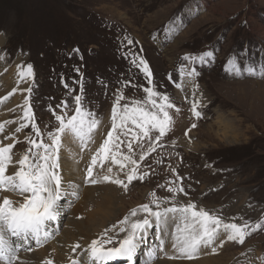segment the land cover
<instances>
[{"label":"rangeland","instance_id":"rangeland-1","mask_svg":"<svg viewBox=\"0 0 264 264\" xmlns=\"http://www.w3.org/2000/svg\"><path fill=\"white\" fill-rule=\"evenodd\" d=\"M125 35L132 38V45H121ZM0 42V124L5 129L10 123H18L19 127L21 123L28 124L21 137L12 142L13 159L31 147L26 137L38 139L24 119L25 99L30 98L34 122L47 142V132L55 131L57 124L51 109L60 114L63 109L56 106L64 100L71 107L72 96L80 91L77 81L81 76L84 107L99 121L90 134L92 139L85 140L80 148L81 155L91 148L94 155L111 130V109L121 90L120 81H130L122 88L126 100L121 104L146 100L144 89L153 86L175 104V108L168 109L173 124L160 140H155L158 132L152 130L151 139L142 137L133 142L131 155L137 160L138 175L145 178L134 180L127 189L110 181L101 182V178L111 167L110 175L127 182L125 173L130 165L120 171V165L110 159L103 167L98 164L93 176L100 182L95 184L88 182V167L83 164L81 174L70 181L64 180L65 169L60 168L62 191L69 188L78 195L64 194L59 220L47 226L50 238L40 245L35 241L26 243L19 250L17 264L30 263L29 255L34 253L52 264H90L85 250L91 241L99 240L105 229L114 241L122 239L125 233L119 231L120 222L132 209L149 204L156 210L151 203L153 192L164 207L193 202L225 223L247 221L252 225L264 221V78L226 71V61L234 55L245 64L264 62V0H0ZM77 48L80 55L73 52ZM213 49L215 60L211 64L183 60L187 55ZM126 52L139 53L147 60L152 83L125 58ZM29 64L33 66L34 79L21 76ZM74 67H79L80 73L73 71ZM191 68L200 75H188ZM89 75L92 79L87 84ZM98 80H104L107 88ZM29 87L31 93L26 91ZM194 101L200 105L199 118L192 111ZM128 130L139 132L134 125ZM118 132L119 150L129 154L122 141L132 137H125L122 130ZM219 132L225 135L223 139L215 137ZM187 138L202 148L186 147L181 141ZM65 146L66 143L59 156L65 155ZM61 161L62 158L60 166ZM176 186L185 191H168ZM8 194L14 201L23 200ZM144 215L138 213L139 217ZM96 216L106 217L102 227L91 221ZM73 220L81 222L79 229L73 228ZM168 231L173 232L174 227ZM249 231L251 235L243 244L225 241L222 247L213 245L215 252L211 247L201 248L192 260L169 259L172 250L166 244L154 264L164 260L205 264L201 261L215 262L221 255L225 264H264V227ZM74 232L81 235L75 236ZM158 235L163 234L156 226L148 231L139 246L136 264H145L148 253L158 247ZM62 252L67 262L62 260Z\"/></svg>","mask_w":264,"mask_h":264},{"label":"snow or ice","instance_id":"snow-or-ice-1","mask_svg":"<svg viewBox=\"0 0 264 264\" xmlns=\"http://www.w3.org/2000/svg\"><path fill=\"white\" fill-rule=\"evenodd\" d=\"M247 25V21L244 22ZM132 45L134 41L131 37L125 35L121 40V45ZM73 52L80 55V50L73 49ZM125 58L130 59L131 63L136 65L152 83V71L147 60L135 52L124 53ZM83 59L82 56H80ZM184 61L199 62L202 65L211 64L215 60V50H208L196 56L187 55ZM73 71L80 73L79 67H74ZM184 69L181 68V72ZM226 71L236 75L247 74L264 78V62H249L245 64L238 55L230 56L226 61ZM188 75L192 77L199 76L200 73L191 68ZM22 77L34 79L33 66H26V72H21ZM80 84L78 94L72 96L71 107L67 100L61 101L56 108L63 111L57 114L56 109H51L57 124L55 131L47 132V142L42 138L41 128L34 122L35 114L32 109L30 98L24 101V119L28 121L35 130L38 139L34 140L30 136L26 137L31 145L18 160L13 159L14 143L5 144L0 140V264H17L19 260V250L24 248L26 243L35 241L40 245L46 241L52 233L47 231L49 222L58 221L60 218V201L66 192L71 195H78L77 192L63 187V178L60 174L59 153L62 144L71 140L73 137L83 143L85 140H91L90 135L98 126L99 121L94 118L90 109L84 107V88L83 77L77 81ZM97 83L107 88L104 80H98ZM121 90L117 91L111 109V130L107 133L100 146L96 149L91 158V164L87 168V179L89 183H99L100 180L93 176V169L98 164L103 167L104 162L111 160L114 164L120 165V171H123L126 165H130L125 173V179L113 177L112 168L108 167L107 173L102 176L103 181H110L118 184L125 189L134 180H142L145 177L138 175L136 167L137 160L131 155L133 142L142 137L149 138V133L156 130L158 135L155 140H160L173 124V118L168 109L175 108L171 98L156 87L145 88V99H133L131 103L125 101L122 88L126 87L130 81H120ZM65 88H69L64 83ZM198 88V85H196ZM28 93L32 88L26 89ZM72 90L69 91L71 95ZM200 105L193 102V114L199 118L201 113L197 110ZM178 110V109H177ZM68 111L72 114L68 115ZM134 125L139 132L129 133V126ZM28 124L21 123L15 131H22ZM4 124H0V132L4 131ZM192 127H196L195 124ZM127 137L129 134L132 140L122 141L127 144L129 154L122 153L120 144L121 135ZM190 131V130H189ZM84 146H87L86 144ZM143 154L140 159H143ZM18 165V169L11 174H6L9 166ZM171 192H184V188L176 186L169 188ZM4 192H10L23 197L22 201H14ZM186 194V193H185ZM156 210H153L149 204H143L139 208L132 209L128 216L120 222L119 231L125 233L122 239L114 241L113 237L107 236L108 230L105 229L103 236L99 240H92L85 250L89 257L90 264H111V262L124 260L127 264H136V256L140 244L143 242L148 231L156 226L160 229L158 235L159 245L148 253L145 264H154L158 259L159 251L167 244L172 250L169 259H195L201 248L211 247L213 252L216 247L223 246L225 241H234L243 244L251 230H257L264 227V221L250 225L247 221L243 223H225L224 220L215 213L199 208L197 204L188 202L184 205H175L171 207L162 206L156 193L151 194ZM164 203H167L166 201ZM145 213L139 217L138 213ZM136 218V219H133ZM117 226L114 225L113 229ZM174 227V231L169 233V229ZM107 236V239H104ZM106 245H113L106 247ZM79 248L80 245L75 246ZM31 250V249H26ZM165 255H168L165 253ZM46 264H52L51 261ZM72 264H79L78 261H72Z\"/></svg>","mask_w":264,"mask_h":264},{"label":"bare ground","instance_id":"bare-ground-1","mask_svg":"<svg viewBox=\"0 0 264 264\" xmlns=\"http://www.w3.org/2000/svg\"><path fill=\"white\" fill-rule=\"evenodd\" d=\"M0 45H2V43L0 42ZM185 76H183V78H184ZM188 80V79H187ZM189 82V81H188ZM23 88H26V87H23ZM184 90V89H183ZM5 123V122H4ZM17 128H19V125H18V123H10L7 127H6V129L4 128V131L3 132H0V140H3L4 141V143L5 144H7V143H12L13 141H14V139L15 138H18V137H21V131H19V132H17V131H15ZM216 135H215V137H218V138H220V139H223V137L225 136V135H222L220 132L219 133H215ZM238 136V135H237ZM236 136V137H237ZM234 139V138H233ZM232 139V140H233ZM237 140V139H236ZM235 141V140H234ZM66 143V145L67 146H65V149H66V147H67V149L65 150L66 151V153H65V155H60V158H62V161H61V166H60V168L61 169H65V174H64V176L66 177V178H64V180L66 179V180H68V181H70V179H72L73 178V176H75V175H79V174H81V172H82V166L84 165L85 167H89V165H90V163H91V158H92V156H93V154H92V152H91V149H89V151L91 152V154H90V152H87V153H85V152H83V154L81 155L79 152H80V148H82V146H83V143H81V141H79L78 139H76L75 137H73L71 140H68L67 142H65ZM65 143H63L62 145L64 146V144ZM181 143L183 144V145H185L186 147H188V148H191V149H194V150H198L201 146H200V144L199 143H193V142H191V140L189 139V138H187V139H182V141H181ZM202 148V147H201ZM63 150V149H62ZM61 150V151H62ZM85 150V149H84ZM95 152V151H94ZM21 156V155H20ZM14 157V156H13ZM84 159L83 161H82V159ZM19 159V157H17L16 159H14V160H18ZM67 159H69V161L67 160ZM65 161H67V163L65 162ZM81 161H82V163H81ZM83 164V165H82ZM98 166V165H97ZM18 165H14V166H9V168H8V170H7V172H6V174H11V173H13L15 170H17L18 169ZM59 171H60V169H59ZM63 172V171H62ZM62 172H61V174H62ZM81 181H83V180H81ZM67 182V181H66ZM101 182H103V180L101 181ZM65 184V183H64ZM101 185V184H100ZM113 187V186H112ZM113 188H115V187H113ZM87 189H89V188H87ZM119 189V188H118ZM97 189H94L93 191H96ZM112 190V189H111ZM117 191V190H116ZM114 192V191H113ZM9 192H4L3 194L4 195H6V194H8ZM118 193H119V191H118ZM118 193H116L117 195H118ZM92 194H95V193H92ZM111 194V193H110ZM123 194V193H122ZM8 196H9V194H8ZM11 196V195H10ZM92 196H94V195H92ZM119 196V195H118ZM91 197V196H90ZM0 199H2V197H0ZM112 198H110V200H111ZM22 200V199H21ZM115 200V199H114ZM113 204V203H112ZM106 207H107V205H106ZM105 207V208H106ZM166 207V206H165ZM111 217V216H110ZM106 217H101V218H97V216H96V218H93L91 221H93V223H94V226H98V225H100L101 227L106 223ZM111 220V219H110ZM80 223L81 222H79V221H77V220H73L72 222H71V225H73V228L74 229H79L78 228V225H80ZM93 226V227H94ZM79 231V230H78ZM72 233V232H71ZM81 233V232H80ZM75 236L76 235H81V234H79V233H76V232H74L73 233ZM95 235V234H94ZM72 237V236H71ZM70 238V237H69ZM89 240V239H88ZM87 242V241H86ZM89 242V241H88ZM86 246V245H85ZM73 247V246H72ZM70 248V250H71V247H69ZM57 249V248H56ZM73 249H74V247H73ZM69 250V249H68ZM202 250V249H201ZM67 252V251H66ZM65 252V253H66ZM62 260H64L65 261V254L63 255V252H62ZM45 258H46V256H45ZM223 258H224V256L223 255H221V257H219L218 259H216V261L215 262H211V261H209V260H206V261H201L202 263H205V264H225L224 263V261H223ZM47 259V258H46ZM46 259H43V257L40 255V254H37V253H34V254H32L31 256L29 255V260L31 261L30 263H28V264H46V262H47V260ZM61 260V259H60ZM62 260H61V262H62ZM175 260V259H174ZM26 261V260H25ZM165 261V262H164ZM164 261H162V262H160L159 264H191V263H189V262H166V260H164ZM27 262V261H26ZM65 262H67V261H65ZM196 262V261H195ZM57 263H58V261H57ZM63 264H65L64 262H63ZM67 264V263H66ZM192 264H195L194 262H192Z\"/></svg>","mask_w":264,"mask_h":264},{"label":"trees","instance_id":"trees-1","mask_svg":"<svg viewBox=\"0 0 264 264\" xmlns=\"http://www.w3.org/2000/svg\"><path fill=\"white\" fill-rule=\"evenodd\" d=\"M91 79H92V78H91V77H90V75H89V79H88V82H87V84H89V83H90V82H89V80L91 81Z\"/></svg>","mask_w":264,"mask_h":264}]
</instances>
